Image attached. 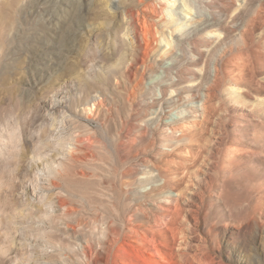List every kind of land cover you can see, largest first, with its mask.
<instances>
[{
    "label": "rangeland",
    "instance_id": "1",
    "mask_svg": "<svg viewBox=\"0 0 264 264\" xmlns=\"http://www.w3.org/2000/svg\"><path fill=\"white\" fill-rule=\"evenodd\" d=\"M166 42L208 93L182 134L143 125ZM87 241L99 264H264V0H0V264H86Z\"/></svg>",
    "mask_w": 264,
    "mask_h": 264
},
{
    "label": "bare ground",
    "instance_id": "2",
    "mask_svg": "<svg viewBox=\"0 0 264 264\" xmlns=\"http://www.w3.org/2000/svg\"><path fill=\"white\" fill-rule=\"evenodd\" d=\"M133 38L136 40L135 35ZM216 39L219 42L222 40V36L217 34ZM163 41L164 39L162 42ZM170 45H172L170 42H166L165 45H161L163 47L162 53L168 55L169 59L162 62L161 67H163V69L159 70V74H155L151 78V87L148 89L151 91L153 100L145 101L141 104L143 106V110L145 111L143 125L153 126L160 129L161 133L167 135L178 133L182 134L183 131L187 129L185 125H183L182 129H177L176 124L178 122H182V120L189 115L188 113L191 112V110H189L188 107L193 106L196 111L195 116L202 117L205 114V104L207 103L208 98V93L206 94L204 92L205 86H203L204 84L202 83L203 81L201 78L193 77L190 82L184 83L182 81L183 79H179V77L174 78V76L172 77L171 74L166 71L170 66L176 65L180 60L186 58L184 57L182 51L178 48L179 46L177 43L174 44L173 42L171 47ZM211 72L212 71H210V74ZM158 86H160L159 92L157 91ZM35 163L37 178L47 175L46 171L49 172V169L52 167L47 164L44 168V164L39 157H37ZM40 173L42 175H40ZM179 235L180 234H178L175 229H171V243L173 245H176L178 241L181 240L179 239ZM75 249L80 252V258L86 264H99V246L96 247L90 241H87L86 245H78Z\"/></svg>",
    "mask_w": 264,
    "mask_h": 264
}]
</instances>
